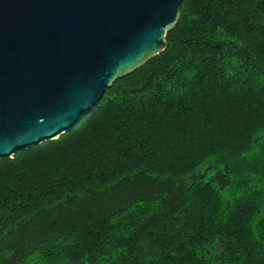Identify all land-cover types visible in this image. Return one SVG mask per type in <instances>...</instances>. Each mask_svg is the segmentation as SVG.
<instances>
[{
  "label": "trees",
  "instance_id": "obj_1",
  "mask_svg": "<svg viewBox=\"0 0 264 264\" xmlns=\"http://www.w3.org/2000/svg\"><path fill=\"white\" fill-rule=\"evenodd\" d=\"M166 41L0 157V264H264V0H183Z\"/></svg>",
  "mask_w": 264,
  "mask_h": 264
},
{
  "label": "water",
  "instance_id": "obj_2",
  "mask_svg": "<svg viewBox=\"0 0 264 264\" xmlns=\"http://www.w3.org/2000/svg\"><path fill=\"white\" fill-rule=\"evenodd\" d=\"M183 0H0V157L55 139L167 48Z\"/></svg>",
  "mask_w": 264,
  "mask_h": 264
},
{
  "label": "rangeland",
  "instance_id": "obj_3",
  "mask_svg": "<svg viewBox=\"0 0 264 264\" xmlns=\"http://www.w3.org/2000/svg\"><path fill=\"white\" fill-rule=\"evenodd\" d=\"M58 137H59V136H58ZM58 137H57V138H58ZM57 138H55V139H57Z\"/></svg>",
  "mask_w": 264,
  "mask_h": 264
}]
</instances>
